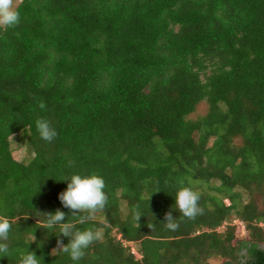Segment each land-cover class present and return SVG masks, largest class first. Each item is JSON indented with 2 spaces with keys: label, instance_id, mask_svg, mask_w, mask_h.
Wrapping results in <instances>:
<instances>
[{
  "label": "trees",
  "instance_id": "16d2710c",
  "mask_svg": "<svg viewBox=\"0 0 264 264\" xmlns=\"http://www.w3.org/2000/svg\"><path fill=\"white\" fill-rule=\"evenodd\" d=\"M16 10L20 23L0 28V216L12 224L0 264L27 251L41 264H236L243 250L245 264H264V0H21ZM38 118L57 131L51 143ZM16 136L29 161L13 158ZM73 174L106 184L108 204L84 224L59 200ZM181 187L200 195L194 220L175 209ZM57 209L79 230H103L79 262L52 254L69 243L45 227Z\"/></svg>",
  "mask_w": 264,
  "mask_h": 264
},
{
  "label": "clouds",
  "instance_id": "9594fccd",
  "mask_svg": "<svg viewBox=\"0 0 264 264\" xmlns=\"http://www.w3.org/2000/svg\"><path fill=\"white\" fill-rule=\"evenodd\" d=\"M19 23L20 14L16 10L15 0H0V28L15 27ZM38 106L42 110L46 109V104L43 101H40ZM35 124L41 139L49 143L55 140L58 133L48 120L38 118ZM71 164L72 162L69 163V166ZM63 180L69 181L66 190L59 194V200L63 207L69 209L72 216L80 224L95 220L96 213L103 211L108 204V195L104 191L106 187L104 179L96 174L87 176L73 174L70 178ZM180 183L183 184V181ZM199 200L200 195L198 192L189 187H181L175 195V209L183 217L194 220L197 215L203 212L199 206ZM43 214L46 217L45 227L47 229L58 226L60 235L69 238L68 244H64L63 240L57 241V248L53 249V255L57 251H60L68 254L72 261L79 262L84 258L86 250L92 244L103 240L102 229L88 228L79 230L73 222L68 221L64 223L66 214L60 209H57L55 213ZM141 216L139 212L135 213L134 226L140 227L139 220ZM164 220L166 221L165 227L168 230L176 231L179 228V224L176 222L171 211L165 214ZM147 226L152 230L155 228L154 224H148ZM11 229L12 224L10 220L4 216H0V259L4 257L10 258L12 255V249L8 243ZM18 264H41V260L36 256L35 252L27 251L21 254Z\"/></svg>",
  "mask_w": 264,
  "mask_h": 264
},
{
  "label": "rangeland",
  "instance_id": "374dc122",
  "mask_svg": "<svg viewBox=\"0 0 264 264\" xmlns=\"http://www.w3.org/2000/svg\"><path fill=\"white\" fill-rule=\"evenodd\" d=\"M21 0H15V6L20 2ZM205 109L206 106L205 104H200L197 109L196 112L193 114V116H201L205 113ZM241 140L239 138H234L232 141V145L233 146H240ZM11 149H12V155L13 158L19 162H26L29 161L31 159V157H33L32 151L30 149V147L25 144L22 139L18 136L13 137L11 139ZM243 200L244 202H246L248 200V195L246 192H243ZM227 223H231L232 225H234V233H235V239L237 241H245V242H250L251 238L249 235V231L246 229V225L235 219V218H231L227 221ZM258 225L262 228V230H264V220H260L258 222ZM264 247V245H263ZM133 251H136V247L133 245L132 246ZM241 254H244V257H242V259H239L238 263L236 262V264H245L246 261L248 260V255H247V251L243 250L241 252ZM212 263H214V260L211 261ZM217 261L215 260V263Z\"/></svg>",
  "mask_w": 264,
  "mask_h": 264
}]
</instances>
